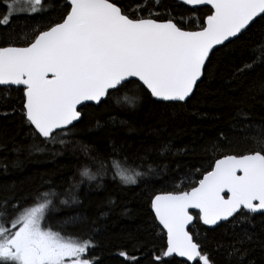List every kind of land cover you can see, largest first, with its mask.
Listing matches in <instances>:
<instances>
[{
  "label": "snow or ice",
  "instance_id": "obj_1",
  "mask_svg": "<svg viewBox=\"0 0 264 264\" xmlns=\"http://www.w3.org/2000/svg\"><path fill=\"white\" fill-rule=\"evenodd\" d=\"M180 2L189 7L195 23L156 11L160 0H151V6L149 0H135L131 7L125 0H3V28H10L20 15L56 13L43 28L33 29L30 38L0 40V87L6 92L13 87L19 91V111L30 134L45 144H68L65 138L76 134L74 129L89 103L113 100L122 110L134 111L141 103L140 91L157 102H184L203 82L216 52L256 25L264 28V0ZM248 55L240 72L264 68V34L248 49ZM246 127L254 129L246 137L251 140L246 150L217 156L219 146L213 144L207 166L190 172L186 185L181 180L178 190L150 196V210L166 233L165 250L156 261L178 256L195 264H216L189 226L199 221L209 226L232 221L243 224L250 214H264V125ZM80 147L97 165L96 172L85 166L81 176L88 181L102 179L107 167L103 156H92L87 145ZM167 151L169 146L162 145L159 154ZM119 154L113 146L109 158ZM113 163V179L123 185H137L149 173L157 175L151 166L141 172ZM79 187L75 185L76 190ZM48 196L44 192V199L38 196L23 209L14 205L17 214L11 218L0 211V264H96L87 258L89 249L95 247L90 239L65 236L46 224V214L55 207ZM70 196L71 203L80 202L75 191ZM61 203L70 206L67 199ZM190 210L198 211L193 215ZM74 222L71 218L63 226ZM252 242L253 236L244 232L228 246L235 264H245ZM119 256L139 264L127 252Z\"/></svg>",
  "mask_w": 264,
  "mask_h": 264
},
{
  "label": "trees",
  "instance_id": "obj_2",
  "mask_svg": "<svg viewBox=\"0 0 264 264\" xmlns=\"http://www.w3.org/2000/svg\"><path fill=\"white\" fill-rule=\"evenodd\" d=\"M125 3L131 7L135 0ZM149 3L151 6V0ZM155 10L170 12L178 20L184 17L186 24L195 23L189 7L175 0H160ZM4 11L0 0V13ZM55 15L15 17L10 28L0 27V40L9 36L30 38L33 29L43 28ZM262 34L264 28L256 25L240 40L216 52L203 82L185 103L157 102L140 91L141 103L134 111L122 110L113 100L98 106L88 104L83 109V120L74 129L76 134L66 137L70 142L65 145L45 144L33 137L19 111V91L13 87L6 92L0 87V211L14 217V205L23 209L49 192L47 199L55 207L46 214V224L65 236L90 239L95 247L89 249L87 258L96 264H136L119 256L121 251L137 257L139 264H185L178 257L155 260L165 250L166 233L150 210V196L178 190L181 180L186 185L190 172L202 164L207 166L213 144L219 146L217 156L251 146L246 137L254 129L246 125H264V68L244 72L239 68L249 60L248 49ZM121 120L127 124H120ZM34 145L43 151H35ZM80 145H87L92 156H103L107 167L102 179L88 181L81 176L85 166L96 172L97 165L85 157ZM162 145L169 146L164 155L159 154ZM113 146L120 154L109 158ZM113 162L141 172L151 166L157 175L149 173L137 185H123L118 178L113 179ZM72 191L78 195L79 203H71ZM66 199L70 206L61 203ZM71 218L74 224L63 226ZM190 232L216 264H235L228 255V246L247 232L253 242L247 246L245 264H264V214H250L243 224L232 221L215 228L199 221L190 227Z\"/></svg>",
  "mask_w": 264,
  "mask_h": 264
},
{
  "label": "water",
  "instance_id": "obj_3",
  "mask_svg": "<svg viewBox=\"0 0 264 264\" xmlns=\"http://www.w3.org/2000/svg\"><path fill=\"white\" fill-rule=\"evenodd\" d=\"M177 2H179V3H181L180 2V0H176ZM195 92V91H194ZM194 94V93H193ZM192 97V96H191ZM191 97H189L188 99H190ZM187 99V100H188ZM186 100V101H187ZM186 101H184L183 103H185ZM89 104H92V105H95V104H93V103H89ZM96 106H98V105H96ZM191 212H192V214H193V212H197L198 210H190ZM256 214H259V213H256ZM194 215V214H193ZM201 223H202V221H201ZM222 223H224V222H221L220 224H218V225H216V226H209V225H205V226H207V227H209V228H215V227H217V226H219V225H221ZM194 224V223H193ZM192 224V225H193ZM203 224V223H202ZM192 225H190L189 226V231H190V227L192 226ZM178 257V256H177ZM178 258H180L181 260H184V261H186V258H181V257H178ZM188 263H194V262H191V261H187Z\"/></svg>",
  "mask_w": 264,
  "mask_h": 264
},
{
  "label": "flooded vegetation",
  "instance_id": "obj_4",
  "mask_svg": "<svg viewBox=\"0 0 264 264\" xmlns=\"http://www.w3.org/2000/svg\"><path fill=\"white\" fill-rule=\"evenodd\" d=\"M176 1V0H175ZM31 15V14H30ZM96 106V105H95ZM194 213H197V212H193V214ZM253 214H255V215H259V214H261V213H259V214H256V213H253ZM195 215V214H194ZM195 223V222H194ZM225 223V222H224ZM223 224V223H222ZM204 225V224H203ZM192 227V226H191Z\"/></svg>",
  "mask_w": 264,
  "mask_h": 264
}]
</instances>
